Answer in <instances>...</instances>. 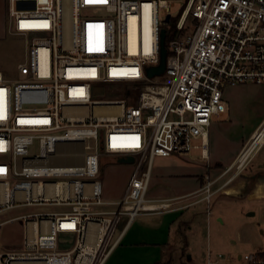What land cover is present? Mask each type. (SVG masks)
<instances>
[{
    "label": "built area",
    "instance_id": "obj_1",
    "mask_svg": "<svg viewBox=\"0 0 264 264\" xmlns=\"http://www.w3.org/2000/svg\"><path fill=\"white\" fill-rule=\"evenodd\" d=\"M174 1L7 0L8 30L25 38L26 57L17 78L0 70V228L19 220L24 229L19 247L0 249V264H104L124 217L128 224L199 201L210 207L264 143L263 122L188 199L148 196L157 157L199 147L206 154L227 88L264 83V0H181L179 15L170 12ZM175 19L166 70L149 77L161 29ZM123 82L142 84L137 103L93 97V88ZM106 154L134 157L120 199L105 198L98 178ZM21 207L45 210L1 219ZM62 235L74 244L63 248Z\"/></svg>",
    "mask_w": 264,
    "mask_h": 264
},
{
    "label": "rangeland",
    "instance_id": "obj_2",
    "mask_svg": "<svg viewBox=\"0 0 264 264\" xmlns=\"http://www.w3.org/2000/svg\"><path fill=\"white\" fill-rule=\"evenodd\" d=\"M173 3L170 12L173 15H179L182 9V1L175 0ZM167 14V11L162 8L161 17L164 19ZM8 21L7 0H0V70L8 77L14 79L19 76L18 65L22 63L26 57V43L23 36L9 32ZM191 30L192 29H190V31ZM244 84L247 86V89L256 93V99L250 101L245 106V110H240L238 114L239 117L230 119L228 112L222 116L213 115L212 117L211 128L213 132L215 134H220L222 136V141H226L227 146L229 144H234V140L237 138L241 139L242 137L248 136L255 129L260 119V111L264 110V98H259L261 95L259 93L261 88L264 87V83L257 84L248 82ZM141 90L142 84L138 85L133 82H123L106 87L97 86L93 88L92 93L93 97L96 99L127 98L130 96L128 101L134 104L137 103ZM194 143L200 145L201 139L194 140ZM31 152L35 154L38 152V148L34 147ZM263 155L264 149L257 155L255 160L260 159ZM111 157L112 155L107 154L102 156L100 175L98 176L103 184L104 197L107 199L119 197L124 194L135 167L134 163L120 162ZM163 158L164 157H157L155 163ZM182 158L198 164V167H202L203 169L207 164V159L203 158L201 155L200 147L192 149L190 154L182 155ZM63 161H71V159L63 158ZM247 168L248 167H246L243 172H245ZM243 176L239 175L227 187L241 180ZM153 182L154 176L152 182H150L148 191L149 197H151L152 194L160 193L161 188L166 190V195L174 196L181 190H184L186 186L191 185L182 178L172 179V181L169 178L164 182H158L156 186L153 185ZM204 183H206V178L202 185H204ZM216 187H219L218 184ZM255 187L256 182H252L243 190V193L246 194L247 192H251ZM226 189L227 188H223L219 190L214 195V198L227 194L225 192ZM40 210L45 209L40 207H21L5 212L1 216V219L8 218L15 214ZM214 211L215 213H213L210 223L207 217L203 215L200 217L199 229L197 230L198 235L194 240L196 247L202 250L200 251V262H203L205 259L207 246L206 243L203 246L201 240H207L208 237L211 238L215 248H223V245H225L227 250L229 248V250L232 249L234 252L236 250L239 252L241 251L243 257L245 254L253 255L254 251L257 250L264 251V203L262 201L241 202V200L230 197L228 199H222L221 202L215 206ZM163 213H166V218L164 219L168 221L180 214L179 211H168ZM159 214V216H154V219H151V221H161L164 215H162V213ZM218 215L222 217L223 220H218ZM23 229L24 225L19 220L4 222L0 228V249L4 251L19 247L21 245ZM60 244L63 248H68L74 244V238L71 235H62L60 237ZM215 251L218 253L219 250L216 249ZM227 255V252H222L223 257H227ZM254 258L255 260L261 261L257 255ZM239 261L247 262L243 258Z\"/></svg>",
    "mask_w": 264,
    "mask_h": 264
},
{
    "label": "crops",
    "instance_id": "obj_3",
    "mask_svg": "<svg viewBox=\"0 0 264 264\" xmlns=\"http://www.w3.org/2000/svg\"><path fill=\"white\" fill-rule=\"evenodd\" d=\"M244 85L238 84L232 86L224 92L227 106L225 113L228 112L230 119L238 118L240 110H245V106L253 99H256V93L251 92ZM259 94H261L259 98H264V87L261 88ZM259 117L260 119L255 129L248 136L241 139L237 138L234 140V144H229L228 146L226 145V141H222V136L218 133L215 134L210 127L206 154H203L201 149L202 157L207 159V164L204 167L205 170L202 167H198V164L183 159L182 155H171L158 160L156 163L154 162L151 176V182L154 176L153 185L156 186L158 182H164L169 178L171 181L172 179L182 178L191 185L186 186L184 190H181L174 196L166 195V190L161 188L160 193L152 194L151 198H187V196L199 190L207 175L212 178L220 175L226 167L236 160L254 131L264 122V110L260 111ZM263 149L264 143L248 163V168L243 172L242 176H244L241 180H238L229 187V189H235L236 193H229L225 190L227 194L218 196L217 198L213 197L210 207L204 201L192 204L191 202L194 201L187 203L183 200L179 205L185 206L186 204H191L179 209L170 210L180 212V214L173 217L170 221L164 219L166 218V213H162L164 215L162 220L157 222H153L151 219L160 214L140 215L128 224L127 218L124 217L118 228L119 240L104 264H250L252 261L246 260L245 256L254 258L258 252L263 250L254 251L253 255L245 254L243 257L241 251L236 250L234 252V250H229V248L227 250L225 245H223V248H215L211 238L208 237L207 240H201L203 246L205 243L207 246L205 259L203 262H200V251L202 250L196 247L194 240L198 235L197 230L199 229L201 215L207 217L210 223L212 215L215 213L214 208L222 199L233 197L241 200V202L259 200L264 203V155L260 159L255 160ZM111 158L120 160L122 157L112 155ZM251 176H254L253 181L250 180ZM256 176L258 177L255 179ZM252 182H256V187L253 191L244 194L243 190ZM122 196L112 198L111 200L120 199ZM218 220H223V218L218 215ZM216 249L219 250L218 253H216ZM223 251L227 252V257L222 256ZM242 258L247 262H240L239 260Z\"/></svg>",
    "mask_w": 264,
    "mask_h": 264
},
{
    "label": "water",
    "instance_id": "obj_4",
    "mask_svg": "<svg viewBox=\"0 0 264 264\" xmlns=\"http://www.w3.org/2000/svg\"><path fill=\"white\" fill-rule=\"evenodd\" d=\"M170 20V15H167L165 18V22H169ZM166 33L167 30L166 28L161 29V35H160V46H161V52H160V62L156 66L149 67L147 69V73L149 77H155L162 75L165 70H166V63H167V57H168V48L165 45V39H166ZM120 162L124 163H133L134 162V157L133 156H128V157H122L119 160ZM254 178V176H251Z\"/></svg>",
    "mask_w": 264,
    "mask_h": 264
},
{
    "label": "trees",
    "instance_id": "obj_5",
    "mask_svg": "<svg viewBox=\"0 0 264 264\" xmlns=\"http://www.w3.org/2000/svg\"><path fill=\"white\" fill-rule=\"evenodd\" d=\"M165 28L167 30L165 45H166V47H168L170 39H172L176 34V19L172 20L171 23H169L168 25L165 26ZM169 54H170V52H169ZM136 84H138V83H136ZM257 256L261 259V261L251 262L250 264H264V251L258 252Z\"/></svg>",
    "mask_w": 264,
    "mask_h": 264
},
{
    "label": "bare ground",
    "instance_id": "obj_6",
    "mask_svg": "<svg viewBox=\"0 0 264 264\" xmlns=\"http://www.w3.org/2000/svg\"><path fill=\"white\" fill-rule=\"evenodd\" d=\"M263 141H264V138L261 135H259L258 138H257V142H261L262 143ZM228 189H229V187H227L226 192H229V193L235 192V189L234 190H232L231 188L229 190Z\"/></svg>",
    "mask_w": 264,
    "mask_h": 264
},
{
    "label": "flooded vegetation",
    "instance_id": "obj_7",
    "mask_svg": "<svg viewBox=\"0 0 264 264\" xmlns=\"http://www.w3.org/2000/svg\"><path fill=\"white\" fill-rule=\"evenodd\" d=\"M257 177H258V176H256V177H255V179H256ZM250 180H251V181H253V180H254V178H252V177H251V179H250Z\"/></svg>",
    "mask_w": 264,
    "mask_h": 264
}]
</instances>
